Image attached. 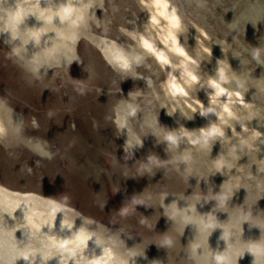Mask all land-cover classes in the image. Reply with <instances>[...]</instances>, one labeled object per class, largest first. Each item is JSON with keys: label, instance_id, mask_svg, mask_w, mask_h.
I'll return each mask as SVG.
<instances>
[{"label": "water", "instance_id": "water-1", "mask_svg": "<svg viewBox=\"0 0 264 264\" xmlns=\"http://www.w3.org/2000/svg\"><path fill=\"white\" fill-rule=\"evenodd\" d=\"M0 123V264H264V213L175 181L114 0H0Z\"/></svg>", "mask_w": 264, "mask_h": 264}, {"label": "rangeland", "instance_id": "rangeland-1", "mask_svg": "<svg viewBox=\"0 0 264 264\" xmlns=\"http://www.w3.org/2000/svg\"><path fill=\"white\" fill-rule=\"evenodd\" d=\"M165 1L180 21L177 40L189 61L172 51L173 43L165 44L162 37L172 21L159 15L163 9L156 5V0H114V3L145 115L175 181L264 213V185H259L257 178L251 176L256 168L253 150L262 144L254 137L252 148L241 156L242 172H238L235 158L224 153L223 137L203 135L218 124L209 125L204 116L211 108L206 90L216 67L201 53L210 45L207 36H211L221 46H228L227 51L219 48L221 55L243 58L235 68L236 73L248 72L264 82V0ZM198 3L202 6L198 7ZM145 42L158 53H172L169 59L175 66L174 81L178 83L185 63L196 66L197 82L182 96L180 107L171 97L168 83L171 76L158 55L145 49ZM256 50L260 51L259 59L253 57ZM190 66L186 68L191 69ZM247 86L250 93H257L250 82ZM254 103L262 105L261 101ZM223 131L229 134L226 128ZM169 134L177 135L175 145L165 139ZM237 144L233 142L232 149L240 151ZM227 160L232 166H227Z\"/></svg>", "mask_w": 264, "mask_h": 264}, {"label": "bare ground", "instance_id": "bare-ground-1", "mask_svg": "<svg viewBox=\"0 0 264 264\" xmlns=\"http://www.w3.org/2000/svg\"><path fill=\"white\" fill-rule=\"evenodd\" d=\"M156 2V5L159 4L163 9V11L160 12L159 15L168 18L172 21V17L174 15L176 16V14L174 13L171 5L165 0H156ZM200 6H202V4L198 3V7ZM153 23L155 22L153 21ZM170 34L172 37H175V47L182 49L178 44L177 29L173 28L172 25L167 26V31L162 37L164 38L165 44L173 43L172 39H169ZM207 38L210 41V45L205 48V50L201 51V53L207 62L213 64L216 67V71H213V74L211 75V81L215 80L216 82L220 83L221 87L225 89V93L221 96H216V90L212 88L211 85L209 86V89L206 90V93L210 98L211 110L207 109L206 113H204V116L206 115L205 118H208L209 125L213 126L216 123L218 124L217 128H219L220 131L223 133V135H221L223 137V141H221V144L224 153L226 155L229 154L233 158H235L237 163L236 168L238 172H242L241 156L243 152L245 153V150H250V148H252V141H254V137L257 138L258 143H261L262 147H255V149L253 150L255 152L254 162L256 168L254 170L255 173H252L251 176L257 178L259 185H264V82L254 79L252 75L248 72L236 73L237 69L235 68L243 61V58L231 54L221 55L219 53V48L223 49L224 51H227L228 46H221L211 36H207ZM146 45H149L150 48L146 47ZM144 47L147 50L151 49L150 51H154L158 55V57L159 54H161L155 51L152 48L151 44L148 42L144 43ZM174 53L177 54L176 52ZM170 55L172 56V53H163L164 59H166L168 63L165 64L162 61L161 62L164 64L169 76H171L170 82H168L170 84L169 87L171 90V97L176 100V104H178L180 107V99L184 95L173 94V90L171 89V83L174 81L175 78L173 74V69L175 66L169 59ZM189 60L190 59L188 57L187 61ZM184 65L185 68L180 69L182 77L180 78V80L178 79L179 83L176 81L175 83L182 87L187 95V90L191 88L193 84V82L190 81L187 73L190 72L196 77L197 73L196 66L194 64L190 66L185 63ZM188 66H190L191 69H187L186 67ZM221 70H223L224 75L227 79L226 82L220 81ZM248 82H250L253 86L256 87L257 93L249 92L250 89L247 86ZM232 93H239V95H231ZM214 100L215 102H213ZM254 101H261L262 105L255 104ZM224 105H228L229 111L232 113V116H228L226 113L223 112ZM192 108L193 106L191 107V109ZM176 110L177 108L175 107L174 112H176ZM180 111H183V109H180ZM222 115L224 117L223 122L221 121ZM223 128H226L229 131V134H226L223 131ZM236 141L239 143L236 145V148H239L240 151H235L232 149L231 144ZM227 166H232L231 162H229L228 160Z\"/></svg>", "mask_w": 264, "mask_h": 264}, {"label": "clouds", "instance_id": "clouds-1", "mask_svg": "<svg viewBox=\"0 0 264 264\" xmlns=\"http://www.w3.org/2000/svg\"><path fill=\"white\" fill-rule=\"evenodd\" d=\"M80 12H81V9L74 8L71 6V3H69L67 6L61 7V9L56 13L48 11L47 14L41 13V16L43 17V19H45L47 21L48 24L52 23L54 17H59L61 22L70 21L73 26H76L78 23L82 22L84 19V16L82 14H78ZM73 16H75V19H72ZM172 27L176 28V29H178L180 27V21L175 15L172 17ZM43 31H44V29H41L40 31H37V32H32L29 34V38L35 40L36 43H39L40 35H41V32H43ZM169 39H172L173 45H175V43H176L175 37H172L170 34ZM25 43H28L27 39L25 40ZM149 50H151V49H149ZM172 50L174 52H176L178 55L185 57L186 60L188 59V57L186 56L185 52L182 49L174 47ZM259 56H260V51L256 50L253 53V57L256 59H259ZM158 58L163 63H165V64L168 63V61L166 59H164L163 53L159 54ZM193 63H194V61H193ZM124 67L127 69L130 66L125 65ZM187 75H188L191 82H193V83L197 82V77L195 75H193L190 72H188ZM220 81H222V82L227 81L223 70L220 71ZM210 84H211V87L216 90L215 91L216 96H221L225 93V89L223 87H221L220 83L216 82L215 80H212V81H210ZM171 89L173 90V94L186 95V93L184 92V89L182 87H180L177 83H175V81H173L171 83ZM231 95H237L238 96L239 93H232ZM213 102H215V100ZM223 112L226 113L228 116H232V113L229 111L228 105L223 106ZM135 113H136V109L131 108L129 115H135ZM221 121L222 122L224 121L223 115L221 116ZM32 123L35 126V120H33ZM4 132H5V129L3 127V124L0 123V134H3ZM184 135L187 136L188 133L185 132ZM203 135L205 138H207V137L215 136V135H223V133L220 131L219 128L212 127L209 131L204 132ZM165 139H167L171 144L175 145L177 142V135L169 134L168 136L165 137ZM194 142L198 143V141H194ZM43 155L47 156L49 154L43 153ZM78 239L80 241V244H83L85 239H89V237L78 238ZM25 258H27V257H25ZM223 259H224L223 257H217L218 261H223ZM112 260H113L112 253L109 250H105L104 256L101 259L94 260L92 262V264H109V262Z\"/></svg>", "mask_w": 264, "mask_h": 264}, {"label": "snow or ice", "instance_id": "snow-or-ice-1", "mask_svg": "<svg viewBox=\"0 0 264 264\" xmlns=\"http://www.w3.org/2000/svg\"><path fill=\"white\" fill-rule=\"evenodd\" d=\"M146 47H149V48H150V46H149V45H146Z\"/></svg>", "mask_w": 264, "mask_h": 264}]
</instances>
